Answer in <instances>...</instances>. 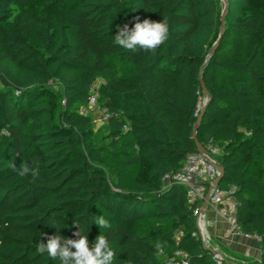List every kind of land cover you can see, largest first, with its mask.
<instances>
[{
    "label": "trees",
    "instance_id": "16d2710c",
    "mask_svg": "<svg viewBox=\"0 0 264 264\" xmlns=\"http://www.w3.org/2000/svg\"><path fill=\"white\" fill-rule=\"evenodd\" d=\"M228 3L225 33L253 39L244 55L218 59L222 37L204 64L220 32L219 0H0V264H59L37 252L41 233L55 234V222L75 239L74 221L90 244L107 237L114 264H166L178 250L187 264H217L197 234L198 202L184 184L164 181L197 151L201 71L209 99L197 138L220 148L219 186L235 185L238 223L261 237L264 264L262 21L251 0ZM163 18L170 34L155 53L114 43L118 26ZM217 70L231 81L216 84ZM98 80L111 112L103 145L95 117L79 110ZM95 162L105 167L99 183ZM25 163L38 166L35 178L10 167ZM100 215L110 228L94 223Z\"/></svg>",
    "mask_w": 264,
    "mask_h": 264
},
{
    "label": "clouds",
    "instance_id": "9594fccd",
    "mask_svg": "<svg viewBox=\"0 0 264 264\" xmlns=\"http://www.w3.org/2000/svg\"><path fill=\"white\" fill-rule=\"evenodd\" d=\"M169 34L167 18L159 22L144 19L142 22H136L131 28L127 24L118 26L114 43L126 51L143 50L155 53L168 40ZM10 167L21 177L30 174L35 178L39 172L38 166L30 168L26 163L19 169L15 164H11ZM94 223L100 229L111 227L109 220L103 215L96 217ZM74 225L78 228L72 234L75 239L60 235V227L53 222L52 227L57 230L56 233L52 235L41 233L42 240L37 252L42 255L47 254L51 260H58L59 264H114L115 251L105 235L101 233L96 237L95 242L90 244L88 236L82 234L78 222L74 221Z\"/></svg>",
    "mask_w": 264,
    "mask_h": 264
},
{
    "label": "built area",
    "instance_id": "2783aa9c",
    "mask_svg": "<svg viewBox=\"0 0 264 264\" xmlns=\"http://www.w3.org/2000/svg\"><path fill=\"white\" fill-rule=\"evenodd\" d=\"M63 99V103H64ZM99 105V92H92L88 101L81 104L79 110L81 113H92ZM111 112L106 107H101L99 122L103 124L108 120ZM221 153L220 148L216 145H210L207 153H201L198 150L187 155L183 165L174 173H167L164 176L166 185L173 182H180L185 185L187 195L190 201L198 202L194 213L197 218V234L205 243L207 234L202 221L201 205L206 199V193L212 182L218 177L219 170L216 166L218 155ZM235 185L229 187H220L219 185L211 189L209 198V207L217 211L229 224V231L246 234L241 231L237 218L238 202L233 194ZM183 234L182 230L176 232L179 239ZM253 235V234H249ZM261 241V237L254 235ZM186 253L182 250L176 252V260L169 259L166 264H187ZM213 259L217 264H223V256L214 253Z\"/></svg>",
    "mask_w": 264,
    "mask_h": 264
},
{
    "label": "crops",
    "instance_id": "0c3cea01",
    "mask_svg": "<svg viewBox=\"0 0 264 264\" xmlns=\"http://www.w3.org/2000/svg\"><path fill=\"white\" fill-rule=\"evenodd\" d=\"M202 221L207 234L204 244L222 255L225 264H262L263 244L254 235L229 231L228 222L211 207Z\"/></svg>",
    "mask_w": 264,
    "mask_h": 264
},
{
    "label": "rangeland",
    "instance_id": "374dc122",
    "mask_svg": "<svg viewBox=\"0 0 264 264\" xmlns=\"http://www.w3.org/2000/svg\"><path fill=\"white\" fill-rule=\"evenodd\" d=\"M220 4L224 8L225 1L219 0ZM250 12L257 13L262 21L260 32L258 34L259 38L264 43V0H251V7ZM263 33V34H262ZM261 34V35H260ZM256 36V35H255ZM253 39V36H246L239 33H225L222 38V47L217 50V58L223 59V58H233L236 55H244L248 48V43ZM100 81L98 80L93 88V92H99L98 88L100 85ZM231 81V74L224 70H217L216 71V84L218 85H226ZM52 89L55 92V98H56V118L59 117V111L61 110V98H62V88L58 84H53ZM92 115L95 117V125H94V132L96 136V141L98 145H103L105 143L103 137H104V131L102 124L99 122V118L101 115V105L99 103L98 107L92 111ZM94 169L100 174L95 176L96 183H99L103 179V174H101L102 171H105V167L101 163H94Z\"/></svg>",
    "mask_w": 264,
    "mask_h": 264
},
{
    "label": "water",
    "instance_id": "95a60500",
    "mask_svg": "<svg viewBox=\"0 0 264 264\" xmlns=\"http://www.w3.org/2000/svg\"><path fill=\"white\" fill-rule=\"evenodd\" d=\"M225 1V5H224V8L222 10V13H221V25H220V32H219V35L217 37V39L214 41L211 49H210V55L208 57V59L205 61L204 64H208V60L214 55L220 41H221V38L223 37L224 33H225V15L227 14L228 12V8H229V3H228V0H224ZM200 81H201V86H202V90H203V97L206 99L205 102L203 103L202 107H201V111H200V114L197 118V120L195 121L194 125H193V132H192V136H193V139L195 140V143H196V146H197V150L201 153H207L208 152V149H206L201 143L200 141L198 140L197 138V130L199 128V125L203 119V114H204V111H205V108H206V104H207V101L209 99V92H208V89H207V86L205 84V81L203 79V76H202V71L200 73ZM216 166L219 170V175L218 177L212 182V184L210 185V187L208 188V191L206 193V199L204 200V202L202 203L201 205V213L202 214H205L207 212V209L209 208V198H210V194H211V189L213 187H216L220 184V182L222 181V178H223V175H224V166L223 164L221 163V161L217 160V163H216ZM204 246L206 248H208L212 253H215V250L212 249L211 247L207 246L204 244Z\"/></svg>",
    "mask_w": 264,
    "mask_h": 264
}]
</instances>
